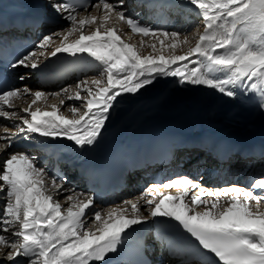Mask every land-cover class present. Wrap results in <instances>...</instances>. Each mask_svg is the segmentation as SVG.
Wrapping results in <instances>:
<instances>
[{
    "label": "bare ground",
    "instance_id": "obj_1",
    "mask_svg": "<svg viewBox=\"0 0 264 264\" xmlns=\"http://www.w3.org/2000/svg\"><path fill=\"white\" fill-rule=\"evenodd\" d=\"M13 1L0 0V14ZM21 1L40 10V48L14 71L16 93L0 97V160L18 151L17 144L26 145L21 154L24 158L13 155L5 173L0 168V264H26L30 260L32 264H64L67 257H81L84 248L113 231L151 226L157 211L168 205L183 209L199 221L221 225L224 230L233 223L256 229L261 238L247 235L251 241L246 236L243 240L254 252L264 253V158L235 157L222 163L209 152L186 148L180 157L186 162H173L163 171L174 172L179 167L200 179L199 190L194 183L188 186L197 193L211 189L218 193V197L206 200L184 196L178 185L156 187L153 175L157 169L152 168V172L129 174L124 189L93 201L82 180L69 176L58 183L48 169L53 160L65 164L62 152L81 150L90 139L109 136L118 119L126 118L139 103L148 116L182 107L183 119L189 125L210 123L215 127L229 123L224 118L229 97L241 101L244 94L257 90L250 103L235 112L244 118L238 119L234 127L245 131L258 127L264 134V29L255 39L246 37V46L241 47L239 41L244 24L264 23V10L249 16V6H241L244 0H179L181 5L167 9L163 18H149L146 29H138L135 23L118 16L112 15L104 22L108 10L98 5L79 13L67 10L61 0ZM127 1L114 3L129 13L135 4L127 6ZM90 14L99 21L86 29L83 21ZM51 15L66 16L73 28L40 43V34L54 25L46 19ZM152 27L156 34L164 33L162 41L149 38L154 35L149 31ZM133 41L137 49L150 50L144 60L129 49ZM242 53V61L228 67L221 63L232 60V54ZM67 57L75 59L77 68L67 80L73 88L68 97L62 98L64 88L45 85L41 74L46 65ZM151 69L156 71L148 73ZM62 104L66 106L61 108ZM46 142H55L51 149H60L61 154L47 158L50 152L44 146ZM26 158L30 163H25ZM22 181L27 183L25 188L21 187ZM257 183L261 185L260 195H250ZM168 192L176 198L173 204L165 198ZM55 227L58 229L53 232ZM31 228L33 231L27 233ZM42 235H46L43 260L36 258L38 254L27 243L28 236ZM147 237L155 249L153 264L168 259L159 241L150 234ZM165 264L179 263L168 259Z\"/></svg>",
    "mask_w": 264,
    "mask_h": 264
},
{
    "label": "rangeland",
    "instance_id": "obj_2",
    "mask_svg": "<svg viewBox=\"0 0 264 264\" xmlns=\"http://www.w3.org/2000/svg\"><path fill=\"white\" fill-rule=\"evenodd\" d=\"M243 3V4H242ZM241 4V6H249V8H248V13H249V16L251 15V14H253L256 10H258V9H262V10H264V0H244L243 2H242ZM106 7V9L108 10V17L104 20V22H106L108 19H110V17L113 15L114 16V14H116L115 16H117V11H115L114 10V7L112 6V5H110V4H107V6H105ZM92 10V9H91ZM111 14V15H110ZM89 16H91V17H88L87 19H84V21H83V24L85 23L86 25H84V27H87L86 29H88V27L90 28H93L94 27V23L93 22H97L98 23V21H99V18H95L93 15H89ZM61 18V19H60ZM46 19L48 20V22H49V24H54L52 27H50L49 29H47L46 31H44V32H42L41 34H40V36L39 37H42V39L40 40V43L41 42H49V40H51V39H54V38H56V36H55V33H60V32H65V31H67V29L69 30V29H71V28H73L72 26H73V23L72 22H69L68 20H67V18H66V16H61V17H58V15H51L50 17H46ZM102 20V19H101ZM244 20H248V17H246ZM245 22V21H244ZM243 27V28H242ZM241 28L242 29H240L239 30V41H240V43H241V47L244 45V46H246V44H245V42L247 43V38H250L251 36L254 38V36H258L259 34H261L262 32H263V29H264V23H262V24H258L257 26L255 25H247V24H244L243 26H242ZM262 28V29H261ZM65 30V31H64ZM113 30V29H112ZM114 32V31H113ZM253 33V34H252ZM97 34V33H96ZM156 33H154V35H151L149 38H151V39H153V40H155V39H159L160 41H162V35L164 34V33H157L156 35H155ZM160 37V38H159ZM247 37V38H246ZM255 39V38H254ZM127 41H129V37H127ZM226 42H227V40H226ZM249 42V41H248ZM45 45V44H44ZM217 47V46H216ZM215 48V47H214ZM129 49L131 50V51H133V52H135V54H136V56L137 57H139V58H141L142 60H144L145 59V57H148V55L150 54V50H142V49H137V43H136V41H133L132 42V46H129ZM136 50V51H135ZM156 50V49H155ZM220 51V50H219ZM223 51V50H222ZM219 53H222V52H219ZM209 54V53H208ZM243 54H245V53H242V54H232V56H231V59L232 60H221V63L223 62V65L225 66H230V65H232L234 62H237V61H239V59L242 61V55ZM235 55V56H234ZM233 57V58H232ZM232 61V62H231ZM152 70V69H151ZM148 71V73H153V72H155L156 70H152V71ZM26 71V70H25ZM24 73H26V72H24ZM87 76H89V75H87ZM87 76H85L84 78H86ZM71 81V80H70ZM70 81H66L65 82V84H62V85H60L62 88H64V90H63V93H62V95H61V97L62 98H66V97H68L69 96V94L68 93H70V89L71 88H73V85H72V83L70 82ZM64 94V95H63ZM66 106V104L64 105V104H62V106H61V108H64ZM20 139L21 138H23V135L21 136V137H19ZM18 143H20V142H18ZM22 143V142H21ZM17 147H18V151L16 150V151H12V152H10L8 155L9 156H5V157H7V158H5L4 157V160H0V168H1V172H3V173H5V167H7L8 165H7V163L8 162H10L11 161V157L13 156V155H17L18 157H21L22 155L21 154H23V150L26 148V145L25 144H17ZM185 151H186V149H182L181 151H180V154H178V157H181V155H182V157H183V153H185ZM12 154V155H11ZM21 155V156H20ZM21 158H24L23 156L21 157ZM7 159H9V160H7ZM27 159V160H26ZM24 161H25V163H30V162H28V161H30V160H28V158H26ZM184 163V162H186L185 160L183 161L182 159H179V160H177V161H174V163L172 164V165H174V164H176V163ZM177 165V164H176ZM3 167V168H2ZM148 170H150L151 172H152V170L151 169H148ZM206 174H208L209 173V171L207 170V168H206ZM0 176H1V173H0ZM264 176V175H263ZM256 179V178H255ZM259 179V178H258ZM257 179V180H258ZM261 179V178H260ZM264 180V179H263ZM259 183V182H258ZM258 183L255 185V187L258 185ZM234 187L236 186L235 184L233 185ZM233 186H231V188L233 187ZM230 189V188H229ZM229 193H230V191H228ZM34 194V193H33ZM32 197L30 196V199H31ZM102 204H104V205H106L105 203H102ZM98 211L99 210H95V212L96 213H98ZM34 219H36V220H34ZM34 222H36L38 219H37V217H34ZM83 232H84V230H83ZM85 233V232H84ZM31 261V260H30ZM30 261L29 262H27L26 264H32V263H30Z\"/></svg>",
    "mask_w": 264,
    "mask_h": 264
}]
</instances>
